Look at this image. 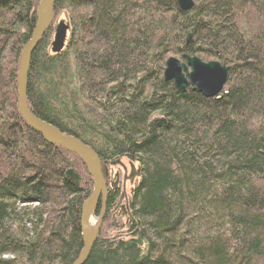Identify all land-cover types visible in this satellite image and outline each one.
I'll use <instances>...</instances> for the list:
<instances>
[{
	"label": "trees",
	"instance_id": "1",
	"mask_svg": "<svg viewBox=\"0 0 264 264\" xmlns=\"http://www.w3.org/2000/svg\"><path fill=\"white\" fill-rule=\"evenodd\" d=\"M39 1L0 0V264H72L93 188L81 157L17 108ZM193 3L55 0L65 45L51 51L53 18L31 53L30 112L90 146L108 172L117 159L140 170L126 216L107 185L83 264H264V0ZM183 54L228 66L218 97L164 79L167 58Z\"/></svg>",
	"mask_w": 264,
	"mask_h": 264
},
{
	"label": "water",
	"instance_id": "2",
	"mask_svg": "<svg viewBox=\"0 0 264 264\" xmlns=\"http://www.w3.org/2000/svg\"><path fill=\"white\" fill-rule=\"evenodd\" d=\"M55 0H40L36 8V23L31 32L30 38L25 42L21 49L18 71H17V108L24 122L32 129L41 134L43 139L50 143L69 151H73L81 157L89 174L93 179V188L90 195L83 202L80 216V230L82 235V248L72 264H83L88 257L90 250L97 237L102 219L106 210L107 185L104 176L107 173L105 167L102 168L100 160L92 148L73 136L63 134L57 127L32 114L26 102L27 73L30 63L31 53L40 41L45 30L49 27L54 18L53 4ZM178 6L182 10H188L193 6V0H177ZM44 8V14L40 11ZM68 24L60 20L54 28V34L51 41V51L59 52L63 49L67 37ZM188 42L189 36L187 38ZM228 66L221 64L218 60L203 61L197 56L183 54L182 59L170 56L165 61L163 76L165 80L173 82L175 87L181 91L191 86L205 97H218L223 91L228 76ZM111 166L119 165L125 170L123 182L133 175H127L126 166L119 159L110 162ZM130 171L134 170V165L130 164ZM138 179L140 170L137 168ZM66 177L75 185H78L81 176L74 168H68L65 171ZM139 181V180H138ZM124 184V183H123ZM115 187V184H113ZM125 193L124 187L120 198ZM101 201V211L95 217L93 229L87 231V224L90 218L94 216V209Z\"/></svg>",
	"mask_w": 264,
	"mask_h": 264
},
{
	"label": "flooded vegetation",
	"instance_id": "3",
	"mask_svg": "<svg viewBox=\"0 0 264 264\" xmlns=\"http://www.w3.org/2000/svg\"><path fill=\"white\" fill-rule=\"evenodd\" d=\"M125 166H126V169H127V175H130V174L133 175L132 178H127L125 182H123V176L125 174V170L119 165H118V169L114 170V169L111 168L109 170V172L107 171L105 176L107 177L106 178V180H107L106 184L109 187L113 188L114 190H118V196H117L116 202H115V207L117 208V212L119 214L123 213L126 216L127 213H128V199H127V197H128V188H127V185H129V187L132 186L134 184V182L136 181V179L138 178V174H137V169L136 168H134V170L131 173L130 166L128 164H125ZM104 167L107 169L106 166H104ZM113 184H115V187H113ZM123 187H124L125 193L123 194L121 199H119Z\"/></svg>",
	"mask_w": 264,
	"mask_h": 264
},
{
	"label": "rangeland",
	"instance_id": "4",
	"mask_svg": "<svg viewBox=\"0 0 264 264\" xmlns=\"http://www.w3.org/2000/svg\"><path fill=\"white\" fill-rule=\"evenodd\" d=\"M37 6H38V5H37ZM60 20H65V19H64V16H63L62 14H59V15L55 16V18H54V22H53V27H54V28H55V25H56ZM136 182H138L137 179H136V181L134 182V184H135ZM134 184H133L132 186H130V187H129V185H127V188H128V195L131 193V189L133 188ZM130 188H131V189H130ZM129 189H130V190H129ZM100 211H101V210H100ZM98 215H99V213H98ZM98 215H95V214H94V216H93L92 218L95 219V217H97Z\"/></svg>",
	"mask_w": 264,
	"mask_h": 264
},
{
	"label": "bare ground",
	"instance_id": "5",
	"mask_svg": "<svg viewBox=\"0 0 264 264\" xmlns=\"http://www.w3.org/2000/svg\"><path fill=\"white\" fill-rule=\"evenodd\" d=\"M41 13V16H43L44 14V8H42V10L40 11ZM94 224H95V219L94 218H90V220L88 221V224H87V231H90L91 229H93L94 227Z\"/></svg>",
	"mask_w": 264,
	"mask_h": 264
}]
</instances>
